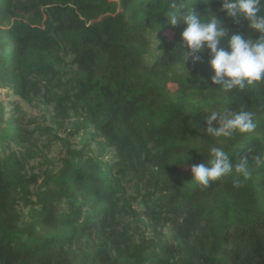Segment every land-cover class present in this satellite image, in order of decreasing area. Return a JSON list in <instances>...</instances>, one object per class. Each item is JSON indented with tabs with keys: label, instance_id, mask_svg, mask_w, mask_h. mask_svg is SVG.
Segmentation results:
<instances>
[{
	"label": "trees",
	"instance_id": "trees-1",
	"mask_svg": "<svg viewBox=\"0 0 264 264\" xmlns=\"http://www.w3.org/2000/svg\"><path fill=\"white\" fill-rule=\"evenodd\" d=\"M195 6L259 36L219 0H0V264H264V82L184 64ZM226 108L255 130L209 137ZM212 146L250 177L191 182Z\"/></svg>",
	"mask_w": 264,
	"mask_h": 264
},
{
	"label": "clouds",
	"instance_id": "clouds-1",
	"mask_svg": "<svg viewBox=\"0 0 264 264\" xmlns=\"http://www.w3.org/2000/svg\"><path fill=\"white\" fill-rule=\"evenodd\" d=\"M220 11L234 24L246 21L248 28L258 33L257 39L251 35L236 31L230 32L223 21L209 13L205 18L195 7H188L184 12L171 13L166 17L172 27L186 25L181 33L180 47L184 64L191 61L198 64L201 55L207 50L210 55L211 84L218 86L217 92H242L254 84L264 82V0H219ZM175 7V5H173ZM224 46L221 47V43ZM184 49H187L186 51ZM216 122L218 127H213ZM207 135L215 138L231 139L235 135L248 134L255 130L254 113L241 109L232 111H210L206 113ZM211 159L191 167V182L200 188H208L213 182L231 174L247 180L251 172L247 158L237 162L223 148H209Z\"/></svg>",
	"mask_w": 264,
	"mask_h": 264
}]
</instances>
